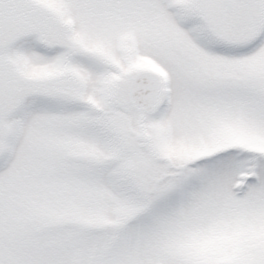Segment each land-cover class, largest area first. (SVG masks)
Returning a JSON list of instances; mask_svg holds the SVG:
<instances>
[{
	"label": "snow or ice",
	"instance_id": "1",
	"mask_svg": "<svg viewBox=\"0 0 264 264\" xmlns=\"http://www.w3.org/2000/svg\"><path fill=\"white\" fill-rule=\"evenodd\" d=\"M0 264H264V0H0Z\"/></svg>",
	"mask_w": 264,
	"mask_h": 264
}]
</instances>
